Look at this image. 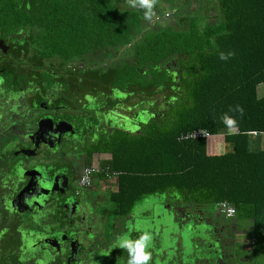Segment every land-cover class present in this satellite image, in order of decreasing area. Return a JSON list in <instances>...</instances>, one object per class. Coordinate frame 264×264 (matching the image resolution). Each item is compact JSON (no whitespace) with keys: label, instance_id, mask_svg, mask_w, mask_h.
Here are the masks:
<instances>
[{"label":"flooded vegetation","instance_id":"1","mask_svg":"<svg viewBox=\"0 0 264 264\" xmlns=\"http://www.w3.org/2000/svg\"><path fill=\"white\" fill-rule=\"evenodd\" d=\"M213 6L214 0H158L145 27L168 24L185 9H202V22L214 23ZM34 32L0 33V264H127L118 240H134V202L127 212L113 206L116 175L107 177L100 165L122 132L134 134V84L115 80L128 45L97 52L74 45L64 55L65 45H47L52 37ZM88 163L97 171L81 185ZM169 198L178 223L168 235L169 264H248L240 251L255 241L245 221L224 215L217 202Z\"/></svg>","mask_w":264,"mask_h":264},{"label":"trees","instance_id":"2","mask_svg":"<svg viewBox=\"0 0 264 264\" xmlns=\"http://www.w3.org/2000/svg\"><path fill=\"white\" fill-rule=\"evenodd\" d=\"M125 1L0 0V33L35 28V37H52L47 45H65L64 55L74 45L79 52L128 45L127 65L115 80L134 84V105L150 117L146 124L134 118L137 130L122 132L100 165L116 173L113 206L127 212L155 191L224 201L264 249V147L253 146L258 136L249 133L264 130V96L256 95L264 83V0H214V23H199L202 9H185L150 27L143 12L119 6ZM221 52L235 55L224 61ZM236 105L242 117L230 111ZM224 113L237 121L232 132ZM197 128L212 135L180 138Z\"/></svg>","mask_w":264,"mask_h":264},{"label":"rangeland","instance_id":"3","mask_svg":"<svg viewBox=\"0 0 264 264\" xmlns=\"http://www.w3.org/2000/svg\"><path fill=\"white\" fill-rule=\"evenodd\" d=\"M198 19H199V23H202V19L201 18ZM164 24L166 23H163L162 26ZM260 85H262V89H263L264 84H260ZM258 88L259 87H257V89ZM114 94L116 95L117 92H114ZM95 95L102 96L100 93H98L97 88H95ZM121 96L122 95L120 94L118 95V97L120 98ZM143 104H144L143 106H145L149 103L145 104V102H143ZM134 107H135L134 112L136 111V116H134V118L137 117L138 118L137 120L139 122L146 124L147 121H149V117H150L149 113L147 111H139V107L141 106L138 104H136V106L134 105ZM112 118L113 120H115L114 117ZM119 121H122L126 127H129V120L120 119ZM136 130L137 128L134 127V131ZM169 195H172V192L170 191L149 192L135 199L134 205L132 206L134 208V240L138 239L143 232H148L153 237L149 245L148 251L152 250L151 248H153L155 254H152V259L149 261V264H169L170 262H168V260H172V258L169 259V255H170L171 245L173 244L172 241L168 239L169 238L168 235L171 231L175 232L178 230V223L177 224L175 223V219L173 218V214L171 213L173 208L171 207L172 210L171 209L169 210L170 206H168V204L171 203L170 201L171 199L169 198ZM202 243L203 242L201 241V243H199L200 245L197 244L196 248L201 249ZM174 245H176V242ZM163 250L167 252L166 256L163 255L164 253ZM184 251L186 252L187 248ZM249 251L250 252L252 251L251 247H245L242 249V251H240V254L247 255ZM218 257L219 256L217 255L216 256L217 260ZM176 259L174 261V264H176L175 263ZM253 259H254L253 264H263L264 250H261V252L258 255H255L254 253ZM181 264H184V262H181Z\"/></svg>","mask_w":264,"mask_h":264},{"label":"clouds","instance_id":"4","mask_svg":"<svg viewBox=\"0 0 264 264\" xmlns=\"http://www.w3.org/2000/svg\"><path fill=\"white\" fill-rule=\"evenodd\" d=\"M126 2L130 7L142 10L143 18L146 21H152L156 17L154 9L158 0H126ZM234 55V52H228L227 54L221 52L219 53V59L227 61ZM230 111L238 112L241 117L244 115V109L240 105L230 108ZM221 119L229 132H232L237 127L236 119L228 115V113H224ZM152 239V235L148 232H143L136 240L120 237L118 246L121 249L127 250L129 257L127 264H149V261L152 259V253L148 251V248Z\"/></svg>","mask_w":264,"mask_h":264},{"label":"built area","instance_id":"5","mask_svg":"<svg viewBox=\"0 0 264 264\" xmlns=\"http://www.w3.org/2000/svg\"><path fill=\"white\" fill-rule=\"evenodd\" d=\"M251 136H257V135H264V130L263 131H250L249 132ZM212 134H210L206 129L203 128H197L190 130L182 135H180V138H189V139H205L210 137ZM103 170L105 171V175L109 178L113 177L116 175L115 172H108L107 167H104ZM97 171V168L95 166H84L81 170L80 176H79V183L81 185H86L89 181L90 175ZM218 207L221 210V212L226 215L230 216L234 212L233 207L226 203V202H219Z\"/></svg>","mask_w":264,"mask_h":264},{"label":"crops","instance_id":"6","mask_svg":"<svg viewBox=\"0 0 264 264\" xmlns=\"http://www.w3.org/2000/svg\"><path fill=\"white\" fill-rule=\"evenodd\" d=\"M258 87H259L258 89L256 88V95L258 97L264 96V87H263V89H262V85H259ZM257 136L258 137H256V139L253 140V146L258 144L259 146L264 147V135H257ZM261 250H264V249L255 245V247L251 251L252 253L249 251V253L247 254L248 258H250L247 261V263L248 264H253V262H254V259H253L254 258V253H255V255H258L261 252Z\"/></svg>","mask_w":264,"mask_h":264}]
</instances>
